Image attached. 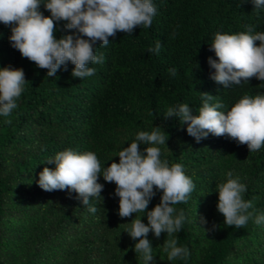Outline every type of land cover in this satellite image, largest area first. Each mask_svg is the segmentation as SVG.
Listing matches in <instances>:
<instances>
[{
  "label": "trees",
  "instance_id": "obj_1",
  "mask_svg": "<svg viewBox=\"0 0 264 264\" xmlns=\"http://www.w3.org/2000/svg\"><path fill=\"white\" fill-rule=\"evenodd\" d=\"M46 2L41 0L39 10L50 16ZM152 2L157 12L151 27L137 26L131 35L118 31L107 46L97 41L95 52L105 59L89 64L96 71L85 78L71 75V62L48 77L11 46V26L0 23V68H20L27 81L18 107L10 117L0 116V264H142L134 251L138 240L124 231L135 215L147 225L146 212L159 204L160 190L154 187L145 214L122 218L116 185L102 176V202L89 199L95 213L75 192H47L37 181L44 167L55 170L46 161L66 149L95 153L102 175L138 132L155 126L168 135L165 145H156L161 159L181 164L194 189L186 203L175 205L187 219L173 237L190 254L169 261L163 251L167 234L157 238L149 232L154 264H264V223L254 222L264 214V145L248 151L247 145L211 133L197 141L179 117H165L169 107L180 104L198 115L202 93L215 97L210 104L222 103L225 114L246 95H264V81L255 77L225 88L211 78L215 70L208 63L218 62L211 48L215 34L247 33L249 26L252 34L264 32V6L257 8L252 0ZM54 23L57 39L76 32L65 29V21ZM157 42L159 52L149 51ZM228 172L246 185L244 199L253 202L254 216L243 228L225 225L217 209V186Z\"/></svg>",
  "mask_w": 264,
  "mask_h": 264
},
{
  "label": "clouds",
  "instance_id": "obj_2",
  "mask_svg": "<svg viewBox=\"0 0 264 264\" xmlns=\"http://www.w3.org/2000/svg\"><path fill=\"white\" fill-rule=\"evenodd\" d=\"M252 2L257 8L264 6V0ZM40 6L41 0H0V23L11 26V46L37 67L46 69L48 77H55L62 66L66 69L67 62L74 65L73 77L94 75L96 70L89 64H102L105 59L103 54L95 52L97 41L107 46L109 37H115L118 31L131 35L137 26L151 27L157 12L152 0H47L43 6L50 16L43 15ZM59 21L66 22L65 29L76 32L57 39L54 22ZM252 33L249 26L247 33L215 34L211 48L218 62L208 59L215 70L211 76L215 82L227 88L252 77L264 81V32ZM256 41H259L258 46ZM160 48L157 42L155 49L149 51L158 53ZM168 71L172 76L176 75L175 68ZM26 82L22 69L0 68V116L10 117L18 107L17 101L25 91ZM202 94L204 102L198 115L193 114L189 105L180 104L169 107L165 117H179V121L187 125V134L197 141L211 133L226 135L247 145L248 151H257L264 145V95H246L225 114L219 110L224 107L222 103L210 104L215 97ZM5 123L12 121L6 119ZM167 139V133L165 135L160 126H155L151 132H138L135 140L118 152L119 162L110 163L102 175L95 153H78L72 149L60 151L54 159L46 161L54 163L55 170L44 167L38 174L37 183L47 192L65 189L75 192L82 205H88L89 211L95 213L97 209L90 205L89 199L97 197L102 202L100 193L104 185L98 183L102 176L105 182L116 185L118 215L122 218L145 214L155 195V187L162 195L159 204L146 212L147 225L141 221V216L135 215L124 232L138 240L134 251L140 254L142 264H154L155 261L153 247L147 239L149 232L157 238L161 233L167 234L163 251L169 261L184 259L190 254L189 250L177 246V239L173 237L187 217L175 205L188 201L194 184L181 164L169 166L167 160L161 159V151L156 145H165ZM142 144L146 145L143 150ZM226 175L227 181L217 186V209L223 215L225 225L243 228L254 216L253 202L244 199L247 188L239 177L233 178L231 172ZM196 215L195 212V218ZM199 219L200 225L206 224L204 217ZM254 222L264 223V214L255 215Z\"/></svg>",
  "mask_w": 264,
  "mask_h": 264
}]
</instances>
